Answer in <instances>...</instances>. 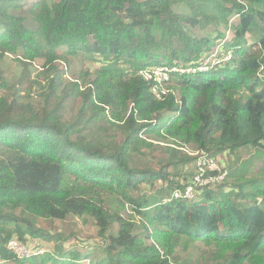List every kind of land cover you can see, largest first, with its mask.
I'll return each instance as SVG.
<instances>
[{
    "label": "trees",
    "instance_id": "16d2710c",
    "mask_svg": "<svg viewBox=\"0 0 264 264\" xmlns=\"http://www.w3.org/2000/svg\"><path fill=\"white\" fill-rule=\"evenodd\" d=\"M215 46L232 58L173 73L163 98L141 75L198 66ZM9 54L24 70L11 84L0 71V263L46 256L19 258L11 239L58 237L54 264L96 250L91 264H264V0H0ZM185 144L235 161L197 199H170L193 181ZM69 216L92 220L101 245L65 251L41 225ZM196 242L201 255L179 256Z\"/></svg>",
    "mask_w": 264,
    "mask_h": 264
},
{
    "label": "rangeland",
    "instance_id": "374dc122",
    "mask_svg": "<svg viewBox=\"0 0 264 264\" xmlns=\"http://www.w3.org/2000/svg\"><path fill=\"white\" fill-rule=\"evenodd\" d=\"M51 1H57V0H51ZM233 20L234 18H232V21ZM28 24L32 27L35 26L34 23H32L30 20L28 21ZM199 34L202 35L205 33L203 31H200ZM228 34H230V31L228 32ZM220 51H221L220 46L219 47L215 46L213 48V51H211L213 52V54L211 53L210 55L206 56L207 58L205 59V62L210 65H215V64L223 63L224 61H226L227 54H225L226 56H219L221 55ZM9 55L10 56H7L3 60H0V71L3 74V77L7 80V82L11 84V83H14L18 79V77L22 74L24 67L21 63H19L17 60L14 59L13 55L12 56L11 54ZM84 63H85V60H84L83 55H79L75 57V59L72 60L71 65L65 62H62L60 66L63 69L64 78L69 79V80L77 78L79 76L80 71L82 70L84 66ZM36 72H37L36 70H33L32 76H34ZM25 93L26 91H23L22 95H24ZM24 100L26 102L39 101V99L37 98V96H35L34 93L32 94L31 97L24 98ZM185 146L186 144L183 147ZM157 148H156V151H153L152 153L160 157V160H161L163 159L164 156L161 155L159 149ZM186 148H189L190 150H196L192 148L191 146H186ZM217 158L218 160H221L228 169H230L229 167H231V165L234 164L233 161H235L233 160L234 157H231L229 154L218 155ZM139 163L141 166H143L146 164V161L143 159H140ZM156 167H159V165L157 164ZM194 169H195V166L193 162L188 164L186 168V174H192ZM127 212L131 213L130 209H128ZM41 221L42 220H40V222ZM41 225L44 226L49 231V233L54 234V233L59 232V233L64 234V237H62L63 239L61 240V242L63 244V248H65L64 249L65 251H69L71 249L72 250L77 249L80 251L90 250V249H95V246L97 245H101L102 240L98 238L97 227L92 220L86 223V222H83L82 218H76L73 216H69L66 220H52V219L43 220L41 222ZM59 233H57L56 236H58ZM58 240H59L58 237L57 239H54L51 242H47L46 240L30 239L29 244L35 245L36 247H33L35 250L42 249L44 251L42 254L46 256L30 258L28 260L23 261V263L24 264H54L55 263L54 260L58 259L57 255H60V250L58 246H56ZM187 248L188 249H185L184 246L182 245L177 249L179 256L187 261H192L198 255H201L205 250V246L199 242L191 244L187 246ZM101 254H102L101 250H96L91 255V258L89 260L88 259L83 260L82 264H91L92 259H94L93 262L96 263V259H98L99 256H101ZM50 257L51 259H49ZM208 260H209L208 257L202 258L201 263L204 264ZM0 264H19V262L6 261V262H1ZM58 264H64V263L58 260Z\"/></svg>",
    "mask_w": 264,
    "mask_h": 264
},
{
    "label": "built area",
    "instance_id": "2783aa9c",
    "mask_svg": "<svg viewBox=\"0 0 264 264\" xmlns=\"http://www.w3.org/2000/svg\"><path fill=\"white\" fill-rule=\"evenodd\" d=\"M230 58H232V54L229 52L226 61ZM209 66L212 67L214 65L207 64L206 62L198 66L190 67H170L168 65H161L153 68H146L141 72V75L146 81L151 83V92L155 94L156 97L163 98L170 92L165 84L171 80L173 73L193 74L204 72L209 70ZM260 77L264 79V65H262L260 69ZM186 146L182 147V149L195 156V161L193 162L195 166V169L193 170V181H191L184 189H177L174 191L170 199L186 198L189 200H195L197 199L198 191L203 190L205 187H212L225 182L229 175V170L226 165L223 164L221 160H218L216 156L205 151L190 150L189 148H186ZM8 248L19 258H28L32 255H38L44 252L42 249L35 250L18 239H11L8 242Z\"/></svg>",
    "mask_w": 264,
    "mask_h": 264
}]
</instances>
